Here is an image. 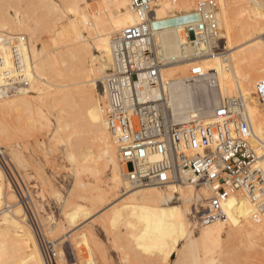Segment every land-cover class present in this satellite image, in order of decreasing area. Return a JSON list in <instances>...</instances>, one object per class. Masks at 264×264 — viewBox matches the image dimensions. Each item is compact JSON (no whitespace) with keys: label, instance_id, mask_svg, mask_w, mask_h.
Returning <instances> with one entry per match:
<instances>
[{"label":"bare ground","instance_id":"1","mask_svg":"<svg viewBox=\"0 0 264 264\" xmlns=\"http://www.w3.org/2000/svg\"><path fill=\"white\" fill-rule=\"evenodd\" d=\"M12 1L0 0V34L9 36L0 43V108L18 110L21 106L15 98L33 104L38 100L53 101L58 106V127L64 121L67 126L80 129L81 134L75 136L73 145L79 153H84L83 156L87 154V157L93 158L95 167L91 166V160L88 166L91 172L108 168L113 189L122 187V184L131 186L127 191V201L108 217L114 228L125 220L124 233L117 231L116 234L127 241L126 247L139 252L136 255L141 256L140 251H155L159 254L158 259H168L180 240H185L192 232L194 225L203 227L195 241L197 264L212 263L217 256L215 254H227L228 250L225 252L224 249L230 245L252 249L254 240L264 235V104L256 95L257 83L264 77L263 0H247L249 5L245 2L250 13L239 27L235 24L236 14L233 11L235 0H214L221 35L218 39L201 42L202 49H206L202 54H198L188 42L184 29L198 4L205 0H197L195 8L192 6L190 10L186 9L195 0H155L146 18L150 34L138 43L141 49L150 45L164 62L160 67L158 83L139 93L141 102H160L169 120L187 124L195 118L211 120L215 110L229 98L233 101L232 109L241 111L244 108L250 121L252 135L248 141L257 154L253 167L254 176L258 177L255 186L250 191L240 189L228 198L224 205L225 221L215 220L207 224L200 223L199 216L207 215L202 208L213 192L211 187L204 186L209 195L203 190L202 200L199 201L194 194L195 188L204 187L181 182L166 186H141L124 174L120 148L106 119L108 98L105 83L110 75L105 76V63L102 61L97 62V66L90 63L96 59L84 39L83 30L92 35L104 57L113 62L114 71V48L119 35L126 27L142 22V17L132 8L131 0H97V11L93 14L88 11L93 15V22H90L86 12L88 0H69L72 15L67 18L52 0ZM174 9L175 13L169 15ZM173 19L177 21L171 22ZM42 33L48 37V42L40 40ZM37 40L42 42L40 48L35 43ZM64 60L70 62L68 67L62 65ZM248 67L253 72H248ZM203 80L212 87L211 95L200 94L202 88L207 87L200 84ZM58 81L73 82L57 84ZM51 86L61 89L52 94ZM234 90L236 94H233ZM67 106L77 107V110L70 108L71 113L67 115ZM45 127L43 121L36 122V129ZM68 156L76 160L74 151ZM100 164L101 170L98 169ZM157 189L174 196L176 200H166ZM131 191L133 196L129 195ZM182 197L195 201V208L201 210L200 214L191 212L192 223L181 203ZM9 199L18 207L0 218V264H47L27 222L24 207L0 164V203L4 200L10 202ZM79 211L80 207L71 211L70 220H75ZM251 212H254L256 224L237 228L236 218ZM3 226L11 231V235L4 234ZM56 255L63 264L62 251L56 252ZM229 263L236 264L232 260Z\"/></svg>","mask_w":264,"mask_h":264},{"label":"rangeland","instance_id":"2","mask_svg":"<svg viewBox=\"0 0 264 264\" xmlns=\"http://www.w3.org/2000/svg\"><path fill=\"white\" fill-rule=\"evenodd\" d=\"M88 1L89 9L87 8L86 12L89 11L93 14L98 9L97 0ZM11 2L13 1L11 0ZM52 2L64 13V18L72 15L69 9L71 4L69 0H52ZM196 2L197 0L186 10H190ZM245 2L248 4L247 0H235L234 2L237 5H234L235 9L233 10L236 14L234 17L237 27L249 17L250 10L246 9L249 4L247 5ZM167 10L171 11V8ZM89 12L88 17L91 19L90 22H93V15L91 16ZM173 13H175V9L169 15ZM170 21L175 22L177 19ZM83 31L84 39L89 43L91 53L96 59L90 63L97 66V62L102 61L105 63V76L106 74L110 75L113 72V62L104 57L102 51L97 47L96 41L91 37L92 35L87 33V30ZM40 35L42 42L45 39V42H48V37L44 36L45 34ZM23 36L25 37V35ZM40 40L35 42L39 48L42 43ZM67 63L70 65V62L62 61V65H67L66 67L69 66ZM161 63L164 65V62L161 61ZM246 70L253 72L251 67ZM71 82L58 81L56 83ZM205 82L207 81L203 80L200 83L207 86L201 87L200 94L211 95L212 87L208 82ZM101 86H99L100 90H102ZM50 89L52 94H55L61 87L51 86ZM236 92L234 90L233 94ZM15 99H18L21 106L18 110L0 108V164L6 170L20 204L24 207L27 222L47 264H60V259L56 255L58 251L63 253V264H197V243L195 241L203 231V227H194L193 224L192 232L185 237V240H180L179 245L172 250L168 259H158L159 254L155 251H145V253L140 251L141 256L136 255L139 252L135 253L130 250L129 246L126 247L127 241L125 242L116 234L117 231L124 233L125 220L114 228L108 217L114 209L127 201V191L131 189V186L125 187L122 184V187L113 189L110 185V170L108 168L101 170V164L98 166L101 171L91 172L88 166L91 165L90 160L94 162L93 158L91 157V159L89 155L87 157V154L83 156L84 153H79L73 145V140L81 134L80 129L76 126H67L64 121L58 127L56 118L58 106H55L53 101L38 100L36 104H33L24 103L20 98ZM67 107L68 110L77 108ZM70 110L67 111V115L71 113ZM37 121H43L46 123V127L36 129ZM93 150L95 151V149ZM72 151L75 153L76 160L68 156ZM85 159H87V163ZM91 166L95 167V163ZM163 188L158 187V189ZM205 189L206 187L195 188L194 194L199 197V201L202 200L200 196ZM133 191L129 192V195L133 196ZM158 191L162 192L163 198L166 200H176L174 196V198L171 197L165 191ZM207 193L209 195L208 191ZM194 202L187 197L181 198L190 223H192L190 214L194 211ZM17 207L15 202L4 200L0 203V218ZM78 207H80L79 215L75 220H70L69 215ZM236 220L239 229L256 224L254 212L243 213ZM3 228L4 234L11 235V231L7 230L6 226ZM228 229L226 228V230ZM262 246H264V235L254 240L252 249L247 250L239 245L237 247L230 245L226 250L224 249L225 252L228 250L227 254L216 253L217 256L209 264H217V262L230 264V260L235 261L236 264H264V248L262 249ZM260 247L261 250H259Z\"/></svg>","mask_w":264,"mask_h":264},{"label":"built area","instance_id":"3","mask_svg":"<svg viewBox=\"0 0 264 264\" xmlns=\"http://www.w3.org/2000/svg\"><path fill=\"white\" fill-rule=\"evenodd\" d=\"M154 1L131 0L142 22L123 29L116 41V69L105 83L106 119L129 180L141 186L175 182L209 186L213 192L202 208L207 215H200L199 222L225 221L228 198L240 189L252 190L258 178L253 169L257 154L248 141L252 135L250 121L244 108L232 109L229 98L211 120L195 118L187 124L169 120L160 102L139 100L143 89L158 83L162 66L150 45L141 49L138 44L150 34L146 18ZM216 12L214 0L202 1L186 24L185 36L198 54L206 51L201 42L221 35ZM7 37L0 34V43ZM256 95L264 104V77L257 83ZM194 211L201 213L195 206Z\"/></svg>","mask_w":264,"mask_h":264}]
</instances>
